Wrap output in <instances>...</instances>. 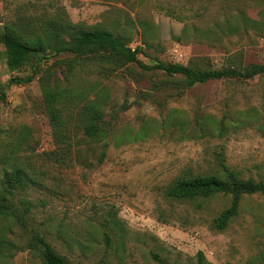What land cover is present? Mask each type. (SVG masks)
Masks as SVG:
<instances>
[{
    "label": "rangeland",
    "instance_id": "374dc122",
    "mask_svg": "<svg viewBox=\"0 0 264 264\" xmlns=\"http://www.w3.org/2000/svg\"><path fill=\"white\" fill-rule=\"evenodd\" d=\"M59 14L80 28L101 27L128 47H141L138 58L148 66L190 60L216 69L264 65V0H0V30L17 20ZM67 58L11 73L0 45V182L20 168L25 187L11 201L18 213L28 208L25 227L13 223L5 231L18 247L6 264H41L28 248L32 232L71 264H98L102 258L105 264H264V194L243 196L239 215L222 231L212 221L230 196L165 197L181 176L222 175L219 162L242 180L264 182V134L258 130L264 76L213 81L176 96L163 73L134 64L109 75L99 73V65L75 70L72 85L101 104L111 124L103 150L82 136L74 119L67 126L69 145L54 139L40 82L49 72L64 86ZM34 71L28 83L10 82ZM65 111L73 116L76 110ZM220 122L227 126L222 135L211 131ZM125 135L143 138L131 142ZM118 138L124 140L116 143ZM108 214L127 232L122 254L103 246L99 226Z\"/></svg>",
    "mask_w": 264,
    "mask_h": 264
},
{
    "label": "trees",
    "instance_id": "16d2710c",
    "mask_svg": "<svg viewBox=\"0 0 264 264\" xmlns=\"http://www.w3.org/2000/svg\"><path fill=\"white\" fill-rule=\"evenodd\" d=\"M176 39L179 40V38ZM0 45L4 49L6 68L11 73L20 71L29 63L38 66L52 57L60 55L68 57L64 62L66 68L63 77L64 86L60 85L56 76L54 78L50 76L49 72L41 77L40 82L44 111L54 130V139L56 143L67 146L70 139L67 126L73 119L79 124L81 134L86 140L91 143H100L103 150L109 143L111 124L104 121L101 104L95 99H89L86 91L72 85L73 79L77 76L75 70L83 71L84 67L87 68L86 65H99V73L105 75L128 64H134L142 71H159L169 79L168 83L171 89L176 90V96H181L194 86L213 81L246 82L264 76V65L258 64L244 68L216 69L201 66L197 61L190 60L186 65L156 63L148 66L138 58L143 51L141 47L130 48L122 38L114 36L101 27L80 28L60 14L36 22L17 20L4 24L0 30ZM144 45L145 47L150 46L146 42ZM35 74L34 71L23 81L13 79L10 82L28 83L32 81ZM0 101H4L3 93L0 95ZM69 109L76 110L73 116L66 114L68 111L65 110ZM218 124L219 127H213L211 131L222 135L223 131L227 130V126L223 122ZM179 125L182 124L179 123ZM236 125L241 127L242 123ZM211 126V124L203 125L202 132L199 133L200 137L207 134L204 129ZM258 130L264 134V121L259 124ZM131 137L125 135V139L131 142L143 138L142 136ZM123 140L118 138L116 143ZM103 157L104 151L100 155L99 162ZM219 167L222 175H189L177 178L166 190L165 197L173 201H195L216 195L230 196L229 206L212 221L213 227L222 231L239 215L240 201L243 196L264 194V182L251 179L242 180L229 171L223 162H219ZM25 182L23 172L18 167L13 168L10 174H5L0 182V264H6V259L10 260L18 250L14 242L6 237L5 231L13 223L25 227L24 213L28 212V208H24L23 213H18L11 201L17 191L24 189ZM22 202L25 204L24 201ZM99 231L106 250L113 248L118 254L124 253L127 232L116 215L108 214L100 223ZM113 236L115 242H112ZM28 248L37 253L41 264H71L57 254L46 239L35 232L30 234ZM153 259L160 263L156 255H153ZM199 259H201L200 254ZM98 264H105L103 258Z\"/></svg>",
    "mask_w": 264,
    "mask_h": 264
}]
</instances>
